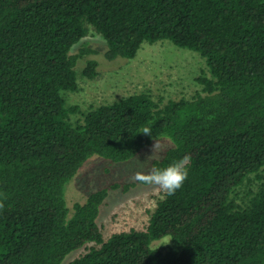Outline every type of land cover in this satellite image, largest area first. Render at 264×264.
<instances>
[{"label":"trees","instance_id":"obj_1","mask_svg":"<svg viewBox=\"0 0 264 264\" xmlns=\"http://www.w3.org/2000/svg\"><path fill=\"white\" fill-rule=\"evenodd\" d=\"M86 24L106 40L107 59L168 39L204 57L210 76L196 77L191 97L162 104L140 91L72 122L80 110L63 91L77 88V59L97 53L86 43L70 53ZM97 67L86 58L82 73L92 79ZM163 137L173 145L152 166L192 159L145 229L104 240L97 222L109 191L135 181L90 192L70 214L65 186L90 156L125 161ZM261 171L264 0H0V264H61L88 242L99 246L69 264H264V182L235 199Z\"/></svg>","mask_w":264,"mask_h":264},{"label":"rangeland","instance_id":"obj_2","mask_svg":"<svg viewBox=\"0 0 264 264\" xmlns=\"http://www.w3.org/2000/svg\"><path fill=\"white\" fill-rule=\"evenodd\" d=\"M86 26L87 34L72 46L70 53L79 51L83 43L96 49L97 53L77 59V88L63 91L67 103L77 105L80 110L70 114L72 122L82 119V112L99 104L140 91L150 92L154 99H161L162 104L169 99L191 97L201 89L196 77L210 76L204 57L196 51L178 47L168 39L154 43L143 42L134 58L118 56L107 59L104 54L107 49L106 40L92 25ZM86 58H95L98 61L97 75L92 79L82 73ZM157 141L162 150H157L153 155L151 149L154 142L125 161L114 162L98 154L90 156L65 186V199L70 214L73 204L84 202L90 192L112 182L133 181L131 177L136 171L147 172L152 167L153 159L160 158L173 145L168 137ZM151 155L152 158L145 161ZM263 182L264 171L260 172V178L251 176L238 188L236 202L242 203L248 190L256 189ZM163 195L155 187L138 183L127 192L120 189L110 190L100 205L97 217L104 240L115 232L145 229L151 213ZM167 242L168 239L164 238L153 241L152 245L163 247ZM92 246L99 245L88 242L85 246L69 252L61 264H69Z\"/></svg>","mask_w":264,"mask_h":264},{"label":"clouds","instance_id":"obj_3","mask_svg":"<svg viewBox=\"0 0 264 264\" xmlns=\"http://www.w3.org/2000/svg\"><path fill=\"white\" fill-rule=\"evenodd\" d=\"M141 133L152 136L150 127L143 128ZM157 150H162V146L156 139H154L151 149L152 155ZM152 155L147 157L145 161L151 159ZM191 159V155L186 154L180 159L173 160L167 166H152L147 172L143 170L136 171L132 175L131 179L140 185L155 187L159 192L164 194L162 198L172 196L178 189L182 187L184 181L187 179L188 166L191 162ZM138 161L140 160L138 159ZM141 163L143 164V162ZM2 207L3 204L0 203V208ZM170 240L171 239H169V241Z\"/></svg>","mask_w":264,"mask_h":264}]
</instances>
